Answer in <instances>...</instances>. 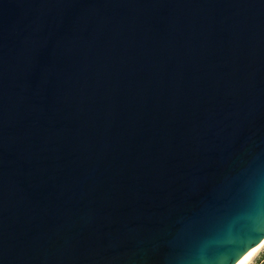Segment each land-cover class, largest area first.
I'll return each mask as SVG.
<instances>
[{
	"label": "water",
	"instance_id": "water-1",
	"mask_svg": "<svg viewBox=\"0 0 264 264\" xmlns=\"http://www.w3.org/2000/svg\"><path fill=\"white\" fill-rule=\"evenodd\" d=\"M263 239L264 0H0V264Z\"/></svg>",
	"mask_w": 264,
	"mask_h": 264
},
{
	"label": "rangeland",
	"instance_id": "rangeland-1",
	"mask_svg": "<svg viewBox=\"0 0 264 264\" xmlns=\"http://www.w3.org/2000/svg\"><path fill=\"white\" fill-rule=\"evenodd\" d=\"M263 260H264V243L250 257L248 264H259Z\"/></svg>",
	"mask_w": 264,
	"mask_h": 264
},
{
	"label": "bare ground",
	"instance_id": "bare-ground-1",
	"mask_svg": "<svg viewBox=\"0 0 264 264\" xmlns=\"http://www.w3.org/2000/svg\"><path fill=\"white\" fill-rule=\"evenodd\" d=\"M264 243V239L253 247L250 251H248L240 260H238L235 264H248L250 257L254 254V252Z\"/></svg>",
	"mask_w": 264,
	"mask_h": 264
},
{
	"label": "flooded vegetation",
	"instance_id": "flooded-vegetation-1",
	"mask_svg": "<svg viewBox=\"0 0 264 264\" xmlns=\"http://www.w3.org/2000/svg\"><path fill=\"white\" fill-rule=\"evenodd\" d=\"M262 263H264V260H263V261H261V263H259V264H262Z\"/></svg>",
	"mask_w": 264,
	"mask_h": 264
}]
</instances>
